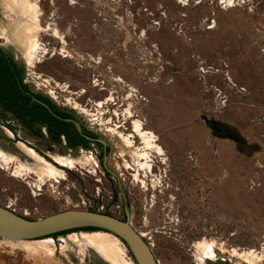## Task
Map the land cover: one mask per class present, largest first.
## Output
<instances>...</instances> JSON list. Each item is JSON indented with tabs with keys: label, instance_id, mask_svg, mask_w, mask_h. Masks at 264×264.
<instances>
[{
	"label": "rangeland",
	"instance_id": "rangeland-1",
	"mask_svg": "<svg viewBox=\"0 0 264 264\" xmlns=\"http://www.w3.org/2000/svg\"><path fill=\"white\" fill-rule=\"evenodd\" d=\"M27 5L40 14L39 29L31 15L27 19V25L37 28L29 34L37 44L35 61L28 62L22 50L30 37L0 35V46L24 68V81L34 92L78 112L74 108L81 102L75 92L80 87L93 92L89 76L94 68L81 61L86 53L103 55L112 64L110 75L123 79L110 81L114 101L111 96L98 104L110 102L111 111L97 117L88 111L87 119L97 118L111 130L107 137L123 164L119 172L133 224L160 263L264 264V0H27ZM8 13L4 15L0 0V23L14 18ZM206 120L222 128L215 130ZM130 121L133 128L146 124L165 150L154 170L164 176L161 184V177L154 183L157 187L151 186L155 176L149 174L142 188L124 168L132 161L126 153L134 156L133 145L143 138L133 131L121 134L122 139L113 133L125 122L129 133ZM5 123L0 126V149L8 151L0 155L1 206L30 219L71 209L125 218L116 189L114 194L96 191L93 174L76 169L75 160L95 168L90 152L70 156L49 138L23 134L10 116ZM20 144L61 174L47 177L24 169L26 161L10 152L23 151ZM54 157L74 166H61ZM90 233L53 238L50 254L31 248L48 238L29 241L30 248L0 239V264H136L126 246L110 236L104 237L116 260L96 248L68 244Z\"/></svg>",
	"mask_w": 264,
	"mask_h": 264
},
{
	"label": "flooded vegetation",
	"instance_id": "flooded-vegetation-1",
	"mask_svg": "<svg viewBox=\"0 0 264 264\" xmlns=\"http://www.w3.org/2000/svg\"><path fill=\"white\" fill-rule=\"evenodd\" d=\"M0 47L3 48L2 46H0ZM4 51L9 53L6 49H4ZM50 51L52 52L53 50H50ZM64 52H66V51H64ZM57 53L61 55V50L58 51ZM9 54H11V53H9ZM55 55L56 54L53 55L51 53L49 56L53 57ZM107 55H109V53H107ZM81 59H82L81 60L82 62H87V63L89 62L88 67L91 66L94 68L93 70L90 71V76H89V83L92 86L93 92H89V90H87V89H80L81 87L78 89L79 90L78 92H75L77 94V99L80 100V102H81L80 103L81 107H79V108L75 107L74 108L76 111H77V109H79L78 112L68 110L66 108V104L62 101H61L62 104H59V103L55 102L54 100H52L50 98L51 96L49 97L47 95H44V94L43 95L46 96L47 98H49L57 106L58 109L51 108L56 115L62 117L63 119H73V120L77 121L81 126L82 132L85 135H87L88 137L92 138V140H89V139H86L85 137H83L79 133V131L77 130L76 126L71 122H66V121L62 120L63 123H57L54 126L50 125V123H40L39 122V123H35L34 126L32 128H30V127H26L25 125H23V123H21L19 120L13 118L11 113H6L5 115H2L3 110L1 108H0V126L2 125V123H5L6 118L10 116L14 121L18 122L20 128L23 130V134L28 133V134L32 135L33 137H36L39 139L49 138V140L52 141L54 144H61L63 149L70 156L78 158L81 156V154L84 151L90 152L91 153V162H93V164L95 165V168L93 170L87 169V167L89 168L90 164L85 163L84 161H81V160L80 161L75 160L76 169L78 171H79V169H83L88 174H90V175L93 174V176L95 177V186H94L95 188H94V190L101 191L103 193L114 194V191L116 189V192L119 193L122 197V200H123L122 206H123L124 214H125V208H124L125 200H124V196L122 194V192H124V194L127 198V203H128L129 209H130V213L132 215V212H131L132 206H131V203L129 201V196H127V194L124 190V185L121 181V176L124 174L119 172L121 165H123V164H120V161H117L116 154L114 153L115 147L107 137L108 133H110L111 130L107 127L103 128L102 125L104 123L101 121L98 122L97 118H95L96 122H92L91 119L90 120L87 119V116H91V115L87 114L88 111L92 112V116H96V117L99 114L105 115L111 111L109 108L110 102L108 104H105L102 107H99L98 104L100 102H104V103L106 102L107 103V99L110 98L111 96H113V101H114L115 91H114V89H112L113 85L110 82L111 80L117 81V82L120 81L122 83H124V81L122 78H114V76L110 75L113 73L112 67H111L112 64L108 60H105L103 55L93 56L91 54L86 53ZM13 60L15 63L20 65L14 56H13ZM90 62H92V64ZM81 68L85 69L86 66L81 65ZM34 93L38 94L39 92H34ZM31 95H32V97H35L34 94H31ZM99 99H102L103 101H97ZM59 111L64 113L67 116L60 115ZM124 111H125V109H124ZM112 112H114V111H112ZM114 115H115V112H114ZM54 118H56V117L54 116ZM102 120H103V117H102ZM126 123L127 122H125L121 125H117L116 131H114L113 134H116V135H118V137L121 138V134L128 135L133 131L134 134L138 138H143V140L138 142V143H140L139 146L136 145L138 140L136 141V144L133 145V147H135V148L133 149L132 153L135 157H137L139 159L138 162L135 163L134 156H132L129 152H127L126 155H128L132 161L129 163H126V165H124V168L131 170L133 172V173L132 172L130 173L132 179H134V181H137L139 184H141L142 188L147 187L148 182H147L146 177L149 174L155 176L154 178H156V179H151V180H153V184H151V186L152 187L159 186V185L156 186L154 183H157L158 178L161 177L160 181H159V184H161V182H162L161 180L164 179V176H163V173L158 174V175H154V170L156 167L157 159L159 157L164 156V154H165L164 149H163L164 150L163 155H161L158 151L159 147H161L158 144L160 139L157 137V135L152 130H148V129L146 130L145 129L146 124H144V126H143L139 123V125H140L139 127H140L141 131L144 132V136L140 137L136 132V129H135L136 127H134V128L132 127L131 121H130V124H131L130 129L131 130L128 133V132H126L129 130L126 127ZM5 125H7L10 128V130H12L11 132L14 135H17L18 138L22 139L21 136H19V134H18V129L15 128V126L11 122L6 121ZM217 126L220 129L222 128V124H220V123H218ZM121 128H123V132H120L118 130ZM38 130H41L42 136L37 134ZM51 132H53L54 135H56V133L59 132L60 133V140L53 141L51 139V135H50ZM130 136H132V135H130ZM14 139H16V138H14ZM96 139H101L106 144L95 141ZM147 142H150L152 145L151 148H149L150 149L149 156L144 155L145 151L147 149V147H146ZM127 151H130V150L128 149ZM48 157H50V156L48 155ZM153 158H155V159H153ZM50 159H51V157H50ZM158 161H160V162L163 161V158H160V160L158 159ZM162 163L164 165H167L166 162H162ZM138 166H139V168H138ZM88 174H86V175H88ZM114 184H116L117 186L114 187ZM129 193H130V191H129ZM112 199L114 200V198H112ZM74 231H80V230H71V231L63 232L60 235L69 234L70 232H74ZM60 235H53L52 238H57Z\"/></svg>",
	"mask_w": 264,
	"mask_h": 264
},
{
	"label": "water",
	"instance_id": "water-1",
	"mask_svg": "<svg viewBox=\"0 0 264 264\" xmlns=\"http://www.w3.org/2000/svg\"><path fill=\"white\" fill-rule=\"evenodd\" d=\"M11 48L13 53L16 54L15 49L13 47ZM16 55L19 56V54ZM32 101L44 106L56 118L73 123L83 137L92 140V138L82 132L81 126L77 121L73 119H63L56 115L49 105L36 97H32ZM206 123L213 129L219 130L217 126L218 122L206 120ZM227 137L237 140V137L230 133L227 134ZM95 141L106 144L101 139H96ZM10 152L22 161H31L19 148ZM122 194L125 200L124 219L105 212L78 209L65 210L40 219H30L22 214L16 213L6 206L0 205V239L12 242L36 241L44 238H51L53 235L62 232L71 230L85 231L83 229L93 228L98 229V231L110 232L120 238L126 245L136 264H161L151 243L144 238L143 234L134 226L127 198L124 192H122Z\"/></svg>",
	"mask_w": 264,
	"mask_h": 264
},
{
	"label": "bare ground",
	"instance_id": "bare-ground-1",
	"mask_svg": "<svg viewBox=\"0 0 264 264\" xmlns=\"http://www.w3.org/2000/svg\"><path fill=\"white\" fill-rule=\"evenodd\" d=\"M1 1H2V4H3V8H4V15H5L6 11H8L10 14H12L11 16H14V18L12 17L10 20H8V22L2 21L0 23V35L4 36L5 38H10V39H11L12 35H14L16 38L19 37V36L21 37V35H24L27 38L30 37L31 38L30 44H28V43H26L25 45L23 44L24 46H23L22 50L25 51V57H26L27 61L28 62H34L35 59H34V56H33V50H35V48L37 47V44H36L35 39L33 37H31L29 34H31L34 29H37V28L39 29L40 28V26H39L40 24L39 25L37 24V20H38V17L40 16V14L37 11L35 12L34 9L32 10L31 8L28 7L27 0H1ZM30 15L36 21V27L37 28H32V27H30V25H27V19L29 18ZM19 42H21V41H19ZM38 55H39V53H38ZM139 126H136V128H135L136 132H137V134L140 137H143L144 136V132L141 131ZM150 142L146 143L147 149L151 148V146H152ZM19 147L27 154V156L31 160L30 162L29 161L22 162L21 165H22V167L24 169H26V170H28L30 172L43 171L44 173H46L47 177L51 176V175L53 176V174H55V175L61 174L60 171H58L55 167L50 165L47 161L43 160V158L40 157V155L36 154L32 149L26 147L23 144H20ZM158 151H159L160 154H163V152H164L163 148H161V147H159ZM7 154L8 153H6L4 150L0 149V155L1 156H7ZM12 157L14 159H16V157H14V156H12ZM53 160L56 163L60 164L61 166H64V167H67V168H72L74 166L73 165V161H70V160L62 158V157H54ZM104 236H107V237L110 236V237L115 238L117 240L116 242H118V246H123V247L126 246L124 244V242L120 238H118L116 235H114V234H112L110 232H107V231H105V232L104 231L92 232V233L89 234V236L87 235L83 239L82 238H80V239L72 238V239H69L71 241H69L70 243H68V244H74V245H76V247H79V248H81L83 250L85 248H88V247L94 248V249L96 248L98 250L103 251L107 258H109L111 260H116L117 258L115 257V255L113 253L114 250L112 251V245L110 244V242ZM143 237L145 238L144 234H143ZM52 242H55V241H53V238H48V239L40 241V243H39V245L37 247L31 246L29 241H21V242H14V243L23 245L22 248L24 246L25 247L28 246L30 248V246H31V248L33 249V250L32 249L31 250L34 251V252H37V253L40 250H44L46 253L50 254L51 252L49 250V244H51ZM126 248L127 247H125V249ZM28 252H29V250H28ZM34 252H32V253H34ZM100 254H101V252H100ZM116 255H118V253ZM121 264H129V263L126 262V261L125 262L122 261Z\"/></svg>",
	"mask_w": 264,
	"mask_h": 264
},
{
	"label": "trees",
	"instance_id": "trees-1",
	"mask_svg": "<svg viewBox=\"0 0 264 264\" xmlns=\"http://www.w3.org/2000/svg\"><path fill=\"white\" fill-rule=\"evenodd\" d=\"M31 94H34L39 100L49 105L50 108L58 109L49 98L41 93H34L32 88L24 82V68L15 63L13 56L0 47V108L3 110L2 115L11 113L13 118L30 128H32L35 123L39 122L50 123L52 126L57 123H63L62 120L54 118L44 106L37 102H33ZM59 114L67 116L62 112ZM37 134L42 136L41 130H38ZM50 135L53 141L60 140L59 132H57L56 135L51 132ZM108 214L111 213L109 212ZM83 230L98 232V229L93 228H86ZM60 234L61 233L55 235Z\"/></svg>",
	"mask_w": 264,
	"mask_h": 264
}]
</instances>
